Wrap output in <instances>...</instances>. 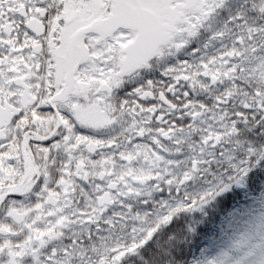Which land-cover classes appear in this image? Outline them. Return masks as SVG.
<instances>
[{"label":"snow or ice","instance_id":"snow-or-ice-1","mask_svg":"<svg viewBox=\"0 0 264 264\" xmlns=\"http://www.w3.org/2000/svg\"><path fill=\"white\" fill-rule=\"evenodd\" d=\"M0 264H264V0H0Z\"/></svg>","mask_w":264,"mask_h":264}]
</instances>
